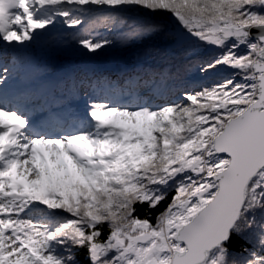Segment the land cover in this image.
<instances>
[{
    "label": "snow or ice",
    "instance_id": "6c2138e0",
    "mask_svg": "<svg viewBox=\"0 0 264 264\" xmlns=\"http://www.w3.org/2000/svg\"><path fill=\"white\" fill-rule=\"evenodd\" d=\"M163 22L187 47L189 83L82 79L69 89L82 108L36 115L6 95L10 50L46 37L99 55ZM79 253L264 264V0H0V264H81Z\"/></svg>",
    "mask_w": 264,
    "mask_h": 264
},
{
    "label": "rangeland",
    "instance_id": "374dc122",
    "mask_svg": "<svg viewBox=\"0 0 264 264\" xmlns=\"http://www.w3.org/2000/svg\"><path fill=\"white\" fill-rule=\"evenodd\" d=\"M46 40V37H41L28 48L10 50L2 61L12 68L11 75L8 77V84L3 86L6 95L10 100L27 98L33 109L30 115H36L49 106L61 104H70L73 108H82V100L86 98L84 94L73 95L69 91L74 82L82 79L95 81L97 78L119 80L134 75L136 72L134 71V64L140 62L142 58L148 57L145 54L138 58L132 52H124L120 56L114 53H101L99 54V62L102 66L99 69H105L103 77L94 74L88 75V65L82 61L78 53L66 54L60 50L47 52L48 48L46 47L50 46L48 45L50 42H46ZM167 48L171 52L176 47L168 46ZM12 57H16L14 63ZM119 67L123 69L124 76L113 73L112 69L115 70ZM48 74H53L54 77L50 79L49 83H45L42 78Z\"/></svg>",
    "mask_w": 264,
    "mask_h": 264
},
{
    "label": "trees",
    "instance_id": "16d2710c",
    "mask_svg": "<svg viewBox=\"0 0 264 264\" xmlns=\"http://www.w3.org/2000/svg\"><path fill=\"white\" fill-rule=\"evenodd\" d=\"M175 28L176 26L174 24L163 22L162 30L159 31L156 35H153L150 38L144 40L142 43L133 44L129 47H123L120 45H116L111 48H108L106 51L101 52V53H110V54L114 53L115 55L120 56L124 52H129V53L132 52L135 55H137L138 58H141L142 55L147 54L148 57L142 58L140 62H136L134 64V69H135L134 71L136 72L132 76H139L143 79H147V76L153 73H157L161 71L165 73L171 72L175 74L176 83L178 85L189 83L191 80V76H192V72L194 71V68H192L189 71H183L181 68V66L186 64L187 62L186 56H185L187 47L179 45L178 47L175 48V50L171 52L167 48L174 39V35L172 33H169V30H175ZM46 42H49L48 38ZM48 45L50 46L46 47L48 48L47 52H54V51L60 50V51H64L66 54L78 53L81 56L82 61L88 65V68H89V70H87L88 75L94 74V75L103 77L102 75H104L103 71H105V69H99L102 66V64L99 62L100 61L99 55H92V54L86 53L82 51L81 49H79L78 47L72 46L71 44H67L59 48L53 47L51 44H48ZM200 52H201V55L203 56H207L210 54V50H206V49H202L200 50ZM112 71L113 73H118L120 76L125 75L123 74V69L121 67L115 70L112 69ZM126 77H123V78H126ZM143 79H142V82H143ZM177 90H178L177 88H173V96ZM166 97H167V94H165V98ZM171 195L172 193H169V196ZM243 243L244 241L242 240L237 242L236 244L237 250H239V246ZM78 259L81 261V264H86V259L83 253L78 254Z\"/></svg>",
    "mask_w": 264,
    "mask_h": 264
},
{
    "label": "water",
    "instance_id": "95a60500",
    "mask_svg": "<svg viewBox=\"0 0 264 264\" xmlns=\"http://www.w3.org/2000/svg\"><path fill=\"white\" fill-rule=\"evenodd\" d=\"M169 33H172L174 35V39L173 41L169 44V47H178L179 44L176 42V38H175V30H169Z\"/></svg>",
    "mask_w": 264,
    "mask_h": 264
}]
</instances>
